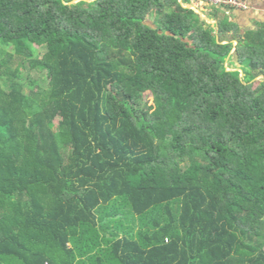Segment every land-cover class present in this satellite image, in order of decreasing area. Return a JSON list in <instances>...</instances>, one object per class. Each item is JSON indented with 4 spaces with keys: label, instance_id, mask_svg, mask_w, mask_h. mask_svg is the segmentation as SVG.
<instances>
[{
    "label": "trees",
    "instance_id": "obj_1",
    "mask_svg": "<svg viewBox=\"0 0 264 264\" xmlns=\"http://www.w3.org/2000/svg\"><path fill=\"white\" fill-rule=\"evenodd\" d=\"M72 1L0 0V264H264V21Z\"/></svg>",
    "mask_w": 264,
    "mask_h": 264
},
{
    "label": "rangeland",
    "instance_id": "obj_2",
    "mask_svg": "<svg viewBox=\"0 0 264 264\" xmlns=\"http://www.w3.org/2000/svg\"><path fill=\"white\" fill-rule=\"evenodd\" d=\"M187 6V5H186ZM187 7H191L188 5ZM199 10V9H198ZM201 11V10H199ZM202 12V11H201ZM203 14L207 17V15L203 12ZM156 19V15L152 14L149 17V22L154 21ZM216 21H211L209 24L215 25ZM151 25H153V22H151ZM237 44V43H235ZM9 52H12V48H7ZM38 57L42 58L44 55V50L41 49L37 53ZM22 82L26 88L27 93L35 89V87H32V84L36 85V89L40 90H46L47 89V78L45 73H39L38 71L35 70H24L22 73ZM263 77H259L258 80H262ZM0 87L4 91H8L9 84L4 81V78H0Z\"/></svg>",
    "mask_w": 264,
    "mask_h": 264
},
{
    "label": "crops",
    "instance_id": "obj_3",
    "mask_svg": "<svg viewBox=\"0 0 264 264\" xmlns=\"http://www.w3.org/2000/svg\"><path fill=\"white\" fill-rule=\"evenodd\" d=\"M181 2V0H178ZM248 9H236L233 19L239 22V25L245 29H256L257 24L264 21V0H245Z\"/></svg>",
    "mask_w": 264,
    "mask_h": 264
},
{
    "label": "built area",
    "instance_id": "obj_4",
    "mask_svg": "<svg viewBox=\"0 0 264 264\" xmlns=\"http://www.w3.org/2000/svg\"><path fill=\"white\" fill-rule=\"evenodd\" d=\"M188 4L182 5L186 8L188 5L199 10H203L205 7H223L227 15L231 13L233 9L247 10L248 5L245 0H187ZM182 4V0H181ZM187 5V6H186Z\"/></svg>",
    "mask_w": 264,
    "mask_h": 264
},
{
    "label": "water",
    "instance_id": "obj_5",
    "mask_svg": "<svg viewBox=\"0 0 264 264\" xmlns=\"http://www.w3.org/2000/svg\"><path fill=\"white\" fill-rule=\"evenodd\" d=\"M80 1H84V2H91L89 0H73L72 2H70L69 4H75V3H78ZM186 8H189L191 10H193L195 13H197L199 16H201L205 21H207L208 23L211 22V20L206 17L203 12L199 11L198 9L194 8V7H186Z\"/></svg>",
    "mask_w": 264,
    "mask_h": 264
}]
</instances>
